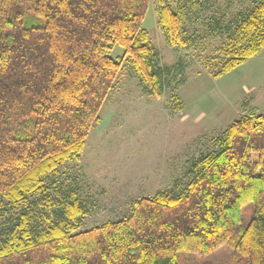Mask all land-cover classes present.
<instances>
[{"label": "trees", "instance_id": "trees-1", "mask_svg": "<svg viewBox=\"0 0 264 264\" xmlns=\"http://www.w3.org/2000/svg\"><path fill=\"white\" fill-rule=\"evenodd\" d=\"M152 1L0 0V264H180V254L223 245L232 251L226 264H264V111L256 108L191 163L184 189L135 200L120 221L78 232L89 209L76 180L46 184L80 158L123 62L152 97L175 82L181 65L161 66L142 27ZM156 1L168 45L190 48L186 26L203 5ZM233 25L214 77L264 49V0ZM116 46L124 55L113 59Z\"/></svg>", "mask_w": 264, "mask_h": 264}, {"label": "rangeland", "instance_id": "rangeland-1", "mask_svg": "<svg viewBox=\"0 0 264 264\" xmlns=\"http://www.w3.org/2000/svg\"><path fill=\"white\" fill-rule=\"evenodd\" d=\"M253 1L199 0L203 6L190 14L186 26L193 40L190 48L168 45L158 26L157 1H152L142 27L159 51L161 66L181 65L180 71L161 97H152L133 67L123 62L101 109V122L80 158L46 179L51 186L76 180L89 209L78 232L122 220L135 200L184 189L192 179L191 163L216 150L215 138L253 108L264 111V49L230 72L213 76L230 54V25ZM123 55L119 46L110 52L113 59ZM231 254L223 245L206 256L180 254V264H226Z\"/></svg>", "mask_w": 264, "mask_h": 264}]
</instances>
